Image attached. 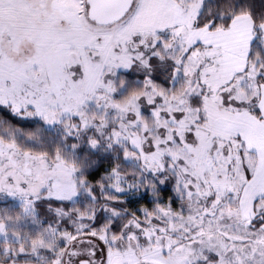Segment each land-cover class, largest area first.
Segmentation results:
<instances>
[{
    "label": "snow or ice",
    "instance_id": "6c2138e0",
    "mask_svg": "<svg viewBox=\"0 0 264 264\" xmlns=\"http://www.w3.org/2000/svg\"><path fill=\"white\" fill-rule=\"evenodd\" d=\"M0 264H264V0H0Z\"/></svg>",
    "mask_w": 264,
    "mask_h": 264
}]
</instances>
